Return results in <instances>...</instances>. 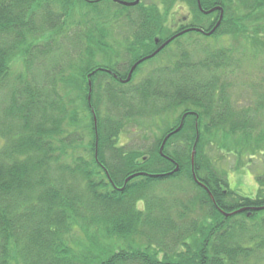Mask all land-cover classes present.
I'll list each match as a JSON object with an SVG mask.
<instances>
[{"label": "trees", "instance_id": "1", "mask_svg": "<svg viewBox=\"0 0 264 264\" xmlns=\"http://www.w3.org/2000/svg\"><path fill=\"white\" fill-rule=\"evenodd\" d=\"M158 2L0 0V264H264V210H252L264 207V176L256 198L237 195L206 154L224 132L240 155L264 156V79L243 84L254 99L243 107L229 76L242 65L236 38L264 32V0H201L225 12L215 34H186L127 86L98 71H115L99 58L110 20L136 22L154 50L173 4L193 7L192 27L220 18L197 0ZM148 53L126 56L119 77ZM169 114L176 126L158 137L150 125V146L120 145L131 124L144 132Z\"/></svg>", "mask_w": 264, "mask_h": 264}, {"label": "rangeland", "instance_id": "2", "mask_svg": "<svg viewBox=\"0 0 264 264\" xmlns=\"http://www.w3.org/2000/svg\"><path fill=\"white\" fill-rule=\"evenodd\" d=\"M153 2L159 3L158 0H144L145 5H148ZM158 5H160V3ZM193 12L195 13L193 7L189 4L177 3L175 6L173 4L172 9L168 16L167 25L172 30L175 31L176 28L185 19L186 21L189 22L195 18ZM216 12H219V14L222 13L220 10H217ZM259 13L260 12H258L257 15H262V14L264 15V12L261 14ZM211 14L213 13L207 15H211ZM224 18H225V12L223 13V19L220 25H219L220 18L218 21L215 18H212L209 21H207V23L209 22V24H211L213 23L214 20H216L217 22L214 27L215 29H218L223 24L222 22ZM123 21H128L126 20L125 16L119 20H110L109 31L111 32L113 38L114 36L115 37L120 36L119 32L123 30L122 28L125 25V22ZM224 24L227 25V23ZM260 26L261 25L257 26L256 37L253 40H251L249 43L244 42L243 37L236 38L235 36H233L231 38L232 42L236 38L237 41L236 51L239 53L242 59V65L240 69H237L238 65H235L236 68H232L229 71V76L231 80L235 83L234 90L236 92L235 95L236 99L239 101V104H241V106L243 107H247L250 103L252 104L254 102V99L248 93L252 88L243 87L244 86L243 84L244 83L254 84L258 80L264 79V32H261ZM248 33L249 35L245 34L246 35L245 37L254 36L253 32H248ZM191 38L198 39V37L195 35H192ZM186 39L189 40H185V41L182 40L184 45H187L189 42H192L189 36H187ZM226 39H229V37H227ZM217 40H219V38ZM214 41L216 40L214 39L210 43L212 44L211 45L212 47H214L216 44V42ZM221 41L222 40L218 41V43L221 44ZM205 42L206 41H202V45H200V47L205 46ZM175 51L176 49H174L172 53H169L170 54L169 56L174 57L176 55ZM103 56L104 55L101 54L99 58ZM19 69L20 68L18 66H15L13 71L17 72L19 71ZM173 118H175V114H169L168 116H165L163 118V121L165 123H163L162 121L146 122L145 127H147L148 129H146V131L144 132L141 131V128L137 127V124L136 125L131 124L126 129V132L122 135L120 145L132 146V148L150 146V144L154 142L153 140L154 136L148 133L150 125H154L155 123L156 125L155 130L159 131V133L156 132V135H158L159 137L162 135V131L165 133V127L167 125L170 126L172 124V126L173 125L176 126V124H174L175 120ZM258 118L259 120L262 118L264 119V113H261V115ZM235 138L236 137L231 136V134L224 132H219L216 135L212 134L209 138L206 139L209 142L207 145H209L210 141L213 139V143L206 148V154L209 156L208 158L211 160L212 165L215 166L219 174L223 176L224 180L227 182L228 184L227 189H231L237 195L256 198L258 195V190L261 187L258 182V178H260V176L261 177L264 176L263 153L262 154L255 153L257 154L256 157H253L255 154L252 153H244L243 155H240L239 154L240 149H237L238 148L237 144L239 143L238 141L236 142L234 140ZM242 141L243 143L247 142L244 141L243 139ZM255 144L257 145V143L255 142L252 143V145ZM242 145L243 144L239 146Z\"/></svg>", "mask_w": 264, "mask_h": 264}, {"label": "flooded vegetation", "instance_id": "3", "mask_svg": "<svg viewBox=\"0 0 264 264\" xmlns=\"http://www.w3.org/2000/svg\"><path fill=\"white\" fill-rule=\"evenodd\" d=\"M111 1L117 5H120L119 3L115 2V0H111ZM134 1H132V2H134ZM201 5H202V3H201ZM120 6H122V5H120ZM208 11H210V10L203 9V11H201V12H203V14H205V12H208ZM216 13L217 12H215L213 14H216ZM220 16H221V13L219 14V17ZM123 22H125V25L122 28L123 30L119 32L120 36H117V37L114 36V38L113 37L104 38L103 40L110 43L111 46H106L105 48L107 50H103V49L100 50L101 54H108V56L111 57L112 66H113V69L115 71H111L108 68H99L98 71L105 72L106 74H108L109 76H112L113 78H115L117 81H119L120 83H122L125 86H127L131 82L133 73L136 71V69L139 66H143V68L146 70L149 67H151L150 66L151 60L161 61V57L163 56L162 54L165 51H167V53H168L173 48L175 41L184 37L186 34L195 32V33H200L201 35L208 36V37L213 36L215 34V33H213L212 35H208L209 33H211L214 30L215 27L213 29H211L210 31L204 30V29L199 28V27H192L191 21L188 22V21H186V19L174 31L167 25L168 24V20H167L164 23L165 29H166L165 30L166 36H162V37H160V39L156 38L155 46H154V50H153V47L149 46L148 43L146 45H143L142 43L137 42L136 34L139 33L140 30L135 27L136 22H132V21H123ZM199 29H201L203 32L201 33V32L196 31ZM169 41H171V42L168 45H166L157 55L153 56L157 51H159ZM147 52H149V53L153 52V53L150 55L144 56L142 58H139L138 61L132 67V69H131V71H130V73L126 79L119 77L118 73L123 71V69L129 65L126 62V56L129 57V60H130L131 58H133L136 55V53L137 54L139 53L140 55L143 56L144 54H147ZM103 57H102V59H105ZM136 65H137V67L133 71V69ZM106 67H109V66L107 65ZM95 74H96V72H95ZM130 75H131V78H130ZM129 78H130V80H129Z\"/></svg>", "mask_w": 264, "mask_h": 264}, {"label": "water", "instance_id": "4", "mask_svg": "<svg viewBox=\"0 0 264 264\" xmlns=\"http://www.w3.org/2000/svg\"><path fill=\"white\" fill-rule=\"evenodd\" d=\"M115 2H117V3H119L120 5H122V6H124V7H128V8H130V7H136V6H138L139 4H140V2H141V0H135L134 2H132V3H128V2H122V1H118V0H115ZM197 2H198V6H199V9L201 10V11H203V8H202V5H201V1L200 0H197ZM217 10H220L222 13H221V17H220V21H219V25H220V23H221V21H222V19H223V13H224V10L221 8V7H218V8H215V9H213V10H211V11H209V12H205V14L207 15V14H210V13H214V12H216ZM196 31H198V32H203L201 29H199V30H196ZM216 31V29L214 28V30L211 32V33H209L208 35H212L214 32ZM172 41V40H171ZM171 41H169L167 44H165L159 51H157L153 56H155V55H157L166 45H168ZM152 56V57H153ZM138 65V64H137ZM137 65L134 67V69H133V71L135 70V68L137 67ZM132 75V74H131ZM131 75H130V78H131ZM130 78H129V80H130ZM91 86H92V84L90 83V88H91ZM91 92V91H90ZM91 99V98H90ZM89 101H91V100H89ZM184 119H185V117L183 118V122H182V124H181V126H180V128L178 129V130H176L174 133H177V132H179L181 129H182V127H183V125H184ZM171 135L172 134H170L169 136H167V138L165 139V141L163 142V145H162V148H161V154H163V150H164V147H165V145H166V143H167V141H168V139L171 137ZM199 139H200V136H199V134H198V137H197V139H196V143H195V145H194V151H193V159H192V163H193V172H194V156H195V154H196V148H197V145H198V142H199ZM179 170V168L177 167V169L175 170V172H177ZM194 179H195V181H197V178H196V175L194 174ZM131 180V178L130 179H128L127 180V182H129ZM198 182V181H197ZM199 183V182H198ZM199 184H201V183H199ZM252 210H256V211H263L264 210V207H261V208H254V209H252ZM245 211H248L247 209H242V210H239V211H237V212H235V213H233V214H227L226 216H233V215H236V214H241V213H243V212H245Z\"/></svg>", "mask_w": 264, "mask_h": 264}]
</instances>
